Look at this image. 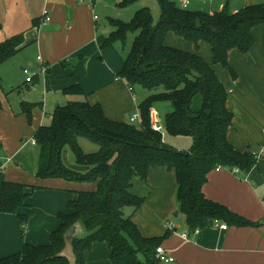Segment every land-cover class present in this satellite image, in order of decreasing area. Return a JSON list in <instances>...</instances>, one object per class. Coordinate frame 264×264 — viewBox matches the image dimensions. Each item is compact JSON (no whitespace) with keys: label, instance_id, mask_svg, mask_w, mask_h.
<instances>
[{"label":"trees","instance_id":"obj_1","mask_svg":"<svg viewBox=\"0 0 264 264\" xmlns=\"http://www.w3.org/2000/svg\"><path fill=\"white\" fill-rule=\"evenodd\" d=\"M158 2L161 16L157 24L147 7L138 10L130 22L112 19L115 29L101 46H115L119 41L125 46L129 34L136 33L128 54L123 55L124 64L117 76L125 79L132 91L136 85L150 91L138 104L142 122L110 119L99 103L87 99L58 106L51 115V123L41 125L34 134L39 153L37 176L93 182L95 189L80 190L78 197L70 200L72 212L59 214L62 225L52 233L49 243H25L20 252L0 257V264H87L86 251L95 242L107 243L112 264L164 263L157 257V247L176 227H168L163 236L146 237L133 220V214L146 199L132 190L133 181L136 177L146 180L150 169L155 167L174 173L178 209L185 216L190 233L208 227L214 220L228 226L258 224L211 200L203 188L209 174L218 167H239L249 173L258 163V153L264 149L249 145L240 151L229 141L234 114L228 106L229 90L215 70V64H222L237 79L230 53L237 50L247 54L251 50L255 28L264 26V3L245 5L237 12L225 4L221 10L210 13L184 7L176 0ZM2 26L0 21V29ZM170 34L192 42L196 51L167 44ZM202 42L211 47V62L197 51ZM23 43V32L0 42V64L16 55ZM64 92L85 95L80 83ZM159 101H170L173 106L165 116V132L192 137L189 150L169 145L163 133L152 127V108ZM34 107L22 103V112L30 120ZM83 138L96 148L87 151ZM67 147L79 167L89 168L69 167L63 156ZM27 186L5 181L0 198V212L18 215L23 236L33 214V211L19 213L31 195ZM38 188L32 186L33 190ZM76 223L88 234L75 235L72 261L65 253V232Z\"/></svg>","mask_w":264,"mask_h":264},{"label":"crops","instance_id":"obj_2","mask_svg":"<svg viewBox=\"0 0 264 264\" xmlns=\"http://www.w3.org/2000/svg\"><path fill=\"white\" fill-rule=\"evenodd\" d=\"M242 1L241 6H232L231 0H178L184 7L210 13L221 10L225 4L237 12L252 0ZM260 1L264 3V0ZM88 3L90 0H43L42 6L29 14L26 24L20 22L22 9L19 6L24 4L21 0L3 3L1 15L5 18L6 14L9 21H3L0 15L3 25L0 32H5L7 27L15 28V34L11 36L23 32L24 43L16 55L0 64V80H8L17 72L23 74L22 84L11 90L20 96L17 104L0 90V157H13V161L0 170V198L5 181L25 183L28 185L26 191L31 195L27 206L20 208L19 213L33 211V214L23 236L18 215L0 212V257L20 252L25 243H49L52 233L62 225L59 214L72 212L70 200L78 197V191L93 190L96 186L93 182L39 178L37 145L24 142L34 138L41 125L50 124L52 113L58 106L65 105V101L87 99L93 104L99 103L110 119L126 121L138 109L139 97L145 95L141 92L139 96L136 89L132 91L126 80L117 76L124 58L114 46L101 47L107 37L100 34L97 18L92 16L93 6ZM45 8L51 15L49 22L43 21ZM254 31L255 44L247 54L237 50L230 53V62L238 75L236 80L222 64H215V70L229 90L228 106L234 114L229 141L240 151H245L249 145L254 149L264 147V26L259 25ZM166 42L196 51L192 42L172 34ZM197 51L207 61H212L209 44L202 42ZM43 63L48 66V73L37 75L28 82L24 68L31 67L32 72H37ZM76 83L82 85L85 95L64 92ZM31 91H34L35 99L30 97ZM23 102L35 105L31 120L22 112ZM160 102L163 101L154 104L152 118L164 126L171 102L165 101L170 104H166L163 115ZM47 117H50L49 123H46ZM163 136L167 140L166 132ZM188 137L190 139H179L182 140L181 146L178 145L181 148L177 149L191 148L193 139ZM64 160L74 169L89 168L75 165L68 151ZM133 182L136 193L146 197L144 204L133 214L141 233L146 237L163 236L167 224L176 226L177 230L162 242L175 259L168 264H264V152L249 173L216 169L209 174L203 188L208 198L226 205L257 225L222 228L211 222L200 232L190 233L185 216L178 209L177 181L173 172L155 167L150 169L146 180L135 178ZM32 186L39 188L33 190ZM181 215L184 218L177 222L175 218L178 220ZM184 232H188V238L183 236ZM103 244L95 242L92 249L86 251L87 264H103L104 253L108 261L111 249L108 245L106 249Z\"/></svg>","mask_w":264,"mask_h":264},{"label":"rangeland","instance_id":"obj_3","mask_svg":"<svg viewBox=\"0 0 264 264\" xmlns=\"http://www.w3.org/2000/svg\"><path fill=\"white\" fill-rule=\"evenodd\" d=\"M0 1L2 2V4L0 2V15H1L4 12L3 3L4 2L10 3L11 0H0ZM21 1L24 4H20V6H19V9L20 10L22 9L19 12L22 15V20L20 22L23 24H26L29 14L38 10V8L41 7L43 4V0H21ZM176 1H178V0H176ZM121 2H122V0H94V1L90 0V3H88L91 6H93L92 16H97V23L99 26L100 34L104 35L105 37H108L115 29L112 22H111L112 19H120V20L125 21V22H130L132 20V18H134L137 11L144 8V7H147L151 10L155 24H157L160 20L161 8H160L158 0H136L133 3H130L127 5H123ZM242 2H243L242 0H231L232 6H241ZM250 2L251 3H249V4H257V3H262L263 1H260V0H254L253 1L252 0ZM1 17L3 18V21H5V22L9 21L8 19H6V14H5V18L2 15H1ZM16 30L17 29H15V28L11 29L10 27H7L5 32H0V41L8 38L12 34H15ZM135 36H136V33H130L128 41H127L125 46L120 41L115 44L114 47L117 49V51L120 53V55H122V56L124 55V57H125L128 54L132 40L134 39ZM27 68L31 69V67H27ZM22 75H23L22 72H17L15 75H13L8 80H6V79L0 80L1 85H2V87H0V90L4 91L9 97H11V101L14 104H17L18 101H20V99H19L20 96L16 95L14 92H11V90L13 88H16L18 85L22 84V82H23V81H21ZM15 82H16V84H15ZM13 85H14V87H13ZM135 89H136L137 94L139 96L141 95L140 94L141 92H143L145 94V95L140 96V97L145 98V96H148L150 93V91L148 89H146L140 85H136ZM29 95L32 99L36 98L34 96V91H31L29 93ZM140 97L138 100L139 102H141L143 99ZM27 99H29V98H27ZM64 104H67L66 101ZM166 104H170V102L163 101V102H160V104H159V105H162V106H160V107H162V109L160 111L162 115L165 114L164 112H165ZM172 110H173V106H172V104H170V112ZM49 122H50V117H47L46 123H49ZM28 139H31V138H28ZM179 139L185 140V139H190V138L188 136H177L176 137V136L168 135L167 140L165 139V141L173 147L181 148L179 146H181L180 142L182 140H179ZM82 144L87 151H92L96 148V146L94 144H92L91 142H89L86 139L82 140ZM67 151L69 152V154H71L73 156L71 149L69 147L64 149L63 156L65 155V152H67ZM73 159H74V156H73ZM74 164L77 165L76 163H74ZM137 178L138 177H136V179ZM132 190L134 192H136L135 188H133ZM182 218H184L183 215H181L178 220L175 218V220L177 222H180V220ZM173 219H174V217H173ZM80 227L81 228H79L76 235L78 237L86 236L88 234V232L86 231V229L83 226L80 225ZM103 245L106 249H108L106 243ZM65 253L69 255V257L72 259V261L74 260L70 244L67 245ZM106 257H107V255H106ZM103 262H104L103 264H106L107 262H108V264H111L110 258H108V261L105 258V253H104V257H103ZM162 264H168V263H162ZM169 264H173V263H169Z\"/></svg>","mask_w":264,"mask_h":264},{"label":"built area","instance_id":"obj_4","mask_svg":"<svg viewBox=\"0 0 264 264\" xmlns=\"http://www.w3.org/2000/svg\"><path fill=\"white\" fill-rule=\"evenodd\" d=\"M92 1H94V0H92ZM42 17H43L44 22H49L51 20V15H50L47 8L44 9ZM96 18H97V16H96ZM40 59H41V57H40ZM48 71H49V68L45 63H43L38 68L37 72H32L29 68H24V72H25V74H27L26 79L28 82L33 81L37 75H46L48 73ZM130 121L138 123V124H140L142 122V116H141V112H140L139 108L131 115ZM152 127L155 130L162 132L163 134L165 132L164 126L162 124H160L159 121L154 120L153 118H152ZM29 142L32 144H35V145L37 144V141L35 138H32L30 140H26L24 143L28 144ZM261 152H264V149H262L258 153L259 156H260ZM12 161H13V157H11V156L0 157V170L5 169ZM224 168L229 169L234 173H239L241 171L239 167H232V168L218 167L217 170L224 169ZM214 224L218 225L222 228H227V226H228L226 223L220 222L219 220H214ZM167 227L175 228L176 226L173 223H169V224H167ZM198 232H200V229H196L194 231V233H198ZM183 236L188 238V232H184ZM157 257L164 263L172 262L175 260L174 257L162 245L157 247Z\"/></svg>","mask_w":264,"mask_h":264},{"label":"water","instance_id":"obj_5","mask_svg":"<svg viewBox=\"0 0 264 264\" xmlns=\"http://www.w3.org/2000/svg\"><path fill=\"white\" fill-rule=\"evenodd\" d=\"M178 214V211L175 212V215ZM78 231V223L70 226L66 232H65V238H66V248L67 245L70 244L71 248H72V243L74 240L75 235L77 234Z\"/></svg>","mask_w":264,"mask_h":264}]
</instances>
